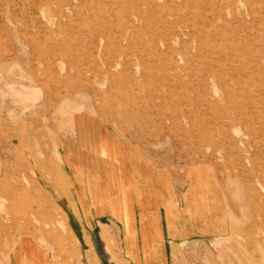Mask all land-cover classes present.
<instances>
[{
  "label": "rangeland",
  "instance_id": "rangeland-1",
  "mask_svg": "<svg viewBox=\"0 0 264 264\" xmlns=\"http://www.w3.org/2000/svg\"><path fill=\"white\" fill-rule=\"evenodd\" d=\"M147 204L162 264H264V0H0V264L143 262Z\"/></svg>",
  "mask_w": 264,
  "mask_h": 264
},
{
  "label": "crops",
  "instance_id": "crops-1",
  "mask_svg": "<svg viewBox=\"0 0 264 264\" xmlns=\"http://www.w3.org/2000/svg\"><path fill=\"white\" fill-rule=\"evenodd\" d=\"M138 187V185H137ZM139 188L134 189L135 191H137ZM121 190V189H120ZM113 200H115L112 203L113 205H119L122 206V210L125 207V202H121L119 198L115 197L113 198ZM151 207L148 206V204L146 205V207H143V209H141L140 211H138V215L140 216V221H143L141 224V244H142V259L143 262L141 261V256L140 254H136V250L133 249V246L137 248V246L134 244V242L136 241V244L138 242V237H137V232L134 231V228L129 229V225L125 227V231H126V235L128 236L129 240L132 242V244L130 243V245H128V249H127V253L128 254H132V256H129L125 250L122 249L123 253L125 254V259L122 258V260H126L129 262V264H162L161 263V251H162V242L163 240L161 239V235H160V229L158 228L157 224H158V218L161 217V215L163 214V212L158 211V209H151L148 210V208ZM147 209V210H145ZM116 212H118V207L116 206ZM122 213V212H121ZM147 214H152V215H147ZM118 221L121 218L120 215L118 216ZM165 219V218H164ZM161 220H163L161 218ZM166 221V219H165ZM122 222V224L125 226L126 222L124 220L120 221ZM167 224V221H166ZM198 226V227H197ZM81 227V225H80ZM78 232L76 233L77 236L79 233L82 232V230L80 229ZM195 232L196 230L197 233H201V231H205L207 232L204 228V226H202V228L200 229V226L198 225L197 222H195L194 224ZM200 229V230H199ZM168 233V230H167ZM188 234H190V232H187ZM207 234V233H206ZM136 235V237H135ZM212 235V234H210ZM209 235V236H210ZM215 235V234H214ZM221 235V234H218ZM82 236V235H81ZM99 236L101 241L103 240L100 232H99ZM169 238L170 235L168 234ZM172 237H175V235H172ZM184 235H182L183 237ZM208 235H205V237H207ZM189 238V237H187ZM82 239L84 240V243L86 244V248H85V263L86 264H111L110 260H103L105 258L108 257H100V255L98 254V250H96V246H95V238L93 237V235H83ZM124 239V237H123ZM176 240H184V239H176ZM174 240V241H176ZM124 246V245H123ZM80 248V246H79ZM123 248V247H122ZM135 248V249H136ZM94 254L97 257V260H94L93 258L90 257V254ZM138 253V252H137ZM121 260V259H120ZM114 264H116V262H114Z\"/></svg>",
  "mask_w": 264,
  "mask_h": 264
},
{
  "label": "bare ground",
  "instance_id": "bare-ground-1",
  "mask_svg": "<svg viewBox=\"0 0 264 264\" xmlns=\"http://www.w3.org/2000/svg\"><path fill=\"white\" fill-rule=\"evenodd\" d=\"M190 198L191 197H189V201H191ZM195 212L197 213V215H199L198 209H196V211L193 209V217ZM198 217L199 218L197 220L194 219V223L202 221L200 220L201 215ZM216 224H220V221L218 219ZM28 247H29L28 243L22 245L21 249L17 252L18 253L17 259L22 258V263H26V264H46V258L43 256V254H41L39 251L35 250L34 248L29 249Z\"/></svg>",
  "mask_w": 264,
  "mask_h": 264
}]
</instances>
